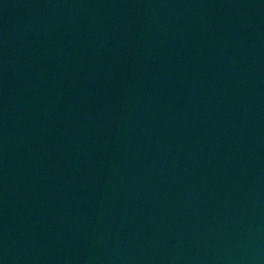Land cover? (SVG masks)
Masks as SVG:
<instances>
[{
  "label": "water",
  "instance_id": "water-1",
  "mask_svg": "<svg viewBox=\"0 0 264 264\" xmlns=\"http://www.w3.org/2000/svg\"><path fill=\"white\" fill-rule=\"evenodd\" d=\"M0 264H264V0H0Z\"/></svg>",
  "mask_w": 264,
  "mask_h": 264
}]
</instances>
